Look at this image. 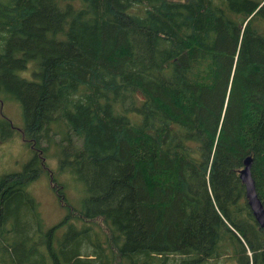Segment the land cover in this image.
Listing matches in <instances>:
<instances>
[{"label":"trees","instance_id":"1","mask_svg":"<svg viewBox=\"0 0 264 264\" xmlns=\"http://www.w3.org/2000/svg\"><path fill=\"white\" fill-rule=\"evenodd\" d=\"M5 100L31 155L0 174V264H264L238 178L264 218V0H0Z\"/></svg>","mask_w":264,"mask_h":264},{"label":"rangeland","instance_id":"2","mask_svg":"<svg viewBox=\"0 0 264 264\" xmlns=\"http://www.w3.org/2000/svg\"><path fill=\"white\" fill-rule=\"evenodd\" d=\"M26 69L30 70V66ZM18 111V106L12 101L5 100L4 103H2V112L10 117L14 126L17 127L21 124V117ZM45 154L46 166L51 169L54 168L56 163L53 156L54 146H47ZM30 155L31 153L28 147L17 133H14L6 139H0V174L21 170L22 165L28 160ZM65 177V175L59 176V179L64 180ZM27 190L37 204L38 211L45 227H50L62 219L64 213L60 208L61 203L55 198L54 192L50 189L48 178L44 172H41L38 177L28 185ZM66 192L65 195L69 201H74L77 197L74 183L69 185ZM218 264H235V262L231 259L222 258Z\"/></svg>","mask_w":264,"mask_h":264},{"label":"water","instance_id":"3","mask_svg":"<svg viewBox=\"0 0 264 264\" xmlns=\"http://www.w3.org/2000/svg\"><path fill=\"white\" fill-rule=\"evenodd\" d=\"M250 163L249 157L242 160V167L238 171V178L243 185L244 199L254 221L259 227H264L263 209L255 192L254 181L251 178Z\"/></svg>","mask_w":264,"mask_h":264},{"label":"flooded vegetation","instance_id":"4","mask_svg":"<svg viewBox=\"0 0 264 264\" xmlns=\"http://www.w3.org/2000/svg\"><path fill=\"white\" fill-rule=\"evenodd\" d=\"M1 109H2V101H0V115H1ZM11 128V125L9 123V127H7V130H9Z\"/></svg>","mask_w":264,"mask_h":264},{"label":"bare ground","instance_id":"5","mask_svg":"<svg viewBox=\"0 0 264 264\" xmlns=\"http://www.w3.org/2000/svg\"><path fill=\"white\" fill-rule=\"evenodd\" d=\"M255 187V186H254Z\"/></svg>","mask_w":264,"mask_h":264}]
</instances>
